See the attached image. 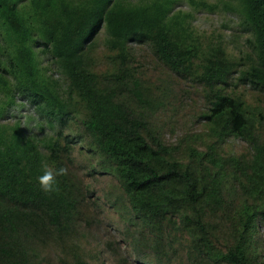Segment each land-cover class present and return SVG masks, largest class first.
<instances>
[{
  "label": "trees",
  "instance_id": "16d2710c",
  "mask_svg": "<svg viewBox=\"0 0 264 264\" xmlns=\"http://www.w3.org/2000/svg\"><path fill=\"white\" fill-rule=\"evenodd\" d=\"M180 1L0 0V264H38L49 240L75 234L78 144L94 153L95 173L115 179L118 192L102 199L124 215L118 229L139 263L146 250L162 259L177 246L188 264H264V108L232 90L264 94V0H189L237 18L239 54L222 35H200ZM145 44L202 86L206 150L185 139L179 157L154 126L163 103L135 64ZM26 105L43 135L14 115ZM230 138L245 141L248 154L222 153ZM44 165L67 169L56 191L39 185ZM218 212H227L225 243ZM59 264L92 263L74 252Z\"/></svg>",
  "mask_w": 264,
  "mask_h": 264
},
{
  "label": "rangeland",
  "instance_id": "374dc122",
  "mask_svg": "<svg viewBox=\"0 0 264 264\" xmlns=\"http://www.w3.org/2000/svg\"><path fill=\"white\" fill-rule=\"evenodd\" d=\"M206 1L217 2L218 0ZM177 8L193 12L192 24L200 35L206 36L207 39L222 35L230 51L236 54L244 51L245 37L238 33V21L233 14L222 10L215 12L194 10L189 0H181ZM135 50L137 55L135 64L140 76L145 79V85L163 103L160 112L154 116L153 124L162 133L164 141L172 148L174 147L175 154L179 157L185 155L181 147L185 139L200 150H206L207 127L202 116L209 105L202 86L174 74L153 56L146 44L136 46ZM44 60L47 64H52L50 54L46 55ZM52 68L55 71V68ZM56 76L59 75L56 74ZM232 90L245 97L248 103L264 108V94H259L245 86L232 88ZM13 113L22 118L25 125L35 133L44 134L34 107L26 105L24 108L14 110ZM44 132L52 134V130L48 128ZM76 151L77 159L71 168V171L77 172L80 181V191L77 193L80 214H76V217L79 216L75 224L76 232L72 236L64 234L53 237L36 262L59 264L60 257L71 259L75 252L92 264H144L138 262L136 255L138 252L134 248H128L132 245L130 239L125 238L118 229L117 223L123 220L124 215H120L113 207L107 205L108 202L105 199H102L111 191L118 192L115 179L110 175L93 171L91 165L96 160L94 153L85 151L82 144L77 145ZM248 151L247 143L236 138L228 139L221 147L222 153L237 156L243 153L248 154ZM212 219L221 242L225 243L228 239L227 212H218L212 216ZM261 240L260 244L264 249V235ZM180 243L186 245L184 235ZM175 248L178 250V255L172 251L162 259L158 257L160 255L149 250L140 256L148 257L147 264H188L184 248H177V246Z\"/></svg>",
  "mask_w": 264,
  "mask_h": 264
},
{
  "label": "clouds",
  "instance_id": "9594fccd",
  "mask_svg": "<svg viewBox=\"0 0 264 264\" xmlns=\"http://www.w3.org/2000/svg\"><path fill=\"white\" fill-rule=\"evenodd\" d=\"M67 169L63 166L53 170L47 165H44L42 174L38 175L37 180L42 190L46 192H53L57 190V179L59 175H63Z\"/></svg>",
  "mask_w": 264,
  "mask_h": 264
}]
</instances>
